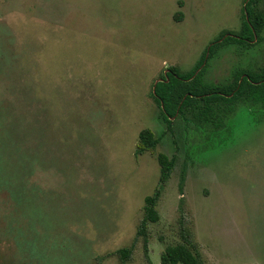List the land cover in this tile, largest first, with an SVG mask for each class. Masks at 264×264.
<instances>
[{"label": "rangeland", "instance_id": "rangeland-1", "mask_svg": "<svg viewBox=\"0 0 264 264\" xmlns=\"http://www.w3.org/2000/svg\"><path fill=\"white\" fill-rule=\"evenodd\" d=\"M243 6L244 0H0V101L36 121L29 133L43 170L33 181L46 190L38 201L39 239L61 246L51 259L120 264L116 252L135 242L127 264H160L166 246L181 242L183 220L206 264H264V111L238 109L218 129L178 117L167 129L152 99L165 72L189 74L210 43L239 30ZM258 9L264 13V0ZM239 65L264 69V31L248 50L220 48L201 84L226 86ZM143 130L159 143L136 156ZM158 154L175 166L144 248L137 229L144 199L159 186ZM6 214L1 192L0 264L15 249L3 235Z\"/></svg>", "mask_w": 264, "mask_h": 264}, {"label": "trees", "instance_id": "trees-1", "mask_svg": "<svg viewBox=\"0 0 264 264\" xmlns=\"http://www.w3.org/2000/svg\"><path fill=\"white\" fill-rule=\"evenodd\" d=\"M260 1L244 0L239 30L224 33L216 39L191 73L180 75L176 70H171L153 85L152 99L158 108V120L168 129L173 125L172 120L178 117L187 116L218 129L239 108L264 110V69L256 71L250 65L246 68L236 66L228 75L229 84L226 86L215 83L202 85L200 80L205 70H201L203 65H207L220 48L239 46L242 50H248L257 43L264 31V13L258 9ZM14 104L8 100L0 101V193L5 194L7 204V214L4 215L7 225L3 235L15 247L7 260L4 257L1 260L7 261L6 264H60L62 258L56 255L51 259L50 255L55 254V247L61 246L39 239L42 232L37 224L40 218L38 201H43L46 190L33 181L36 171L43 170L35 154L36 144H33L29 133L35 132L33 126L36 121L28 113H24L22 118L18 117V108ZM31 108L27 104V109ZM19 120L21 128L16 126ZM158 143L159 138L152 131H141L135 155L155 152ZM156 160L160 170L159 186L154 195L144 199L143 215L136 236L142 240L144 248L148 244L149 224L160 220L157 203L175 166V159L165 154H158ZM179 226L181 242L166 246L160 264H206L196 252L183 220ZM134 243L116 252L120 264H127L131 260Z\"/></svg>", "mask_w": 264, "mask_h": 264}, {"label": "flooded vegetation", "instance_id": "flooded-vegetation-1", "mask_svg": "<svg viewBox=\"0 0 264 264\" xmlns=\"http://www.w3.org/2000/svg\"><path fill=\"white\" fill-rule=\"evenodd\" d=\"M229 34H231V33H229ZM223 35V34H222ZM214 43V41L212 42V43H210L208 46H207V48L205 49V52L207 51V49L209 48V46L211 45V44H213ZM236 47V46H235ZM237 47H239V46H237ZM239 49H241L240 47H239ZM204 52V53H205ZM203 56V55H202ZM202 56L199 58V60L197 61V63H196V65H195V67L197 66V64L200 62V60H201V58H202ZM208 56V54H206V57ZM214 58V56L211 58V59H213ZM211 59H209V61L211 60ZM209 61L207 62V65H208V63H209ZM207 65H203V67H202V69L201 70H203V69H206V67H207ZM195 67H194V69H195ZM193 69V70H194ZM192 70V71H193ZM191 71V72H192ZM205 71V70H204ZM256 71H260V70H256ZM167 72H170V70L169 71H167ZM167 72H165V74L167 73ZM190 72V73H191ZM204 73V72H203ZM165 74L163 75V76H165ZM180 74V73H179ZM230 74V73H229ZM180 75H184V74H180ZM162 76V77H163ZM161 80V79H160ZM159 80V81H160ZM158 82V81H157ZM239 109H241V111H249V112H251L252 111V109H249V110H247V109H244V108H239ZM258 110H261V109H258ZM262 111H264V110H262ZM237 112V111H236ZM174 120L175 119H173L172 121H173V123H174ZM163 125V124H162ZM163 126H165V125H163ZM168 129V128H167Z\"/></svg>", "mask_w": 264, "mask_h": 264}]
</instances>
